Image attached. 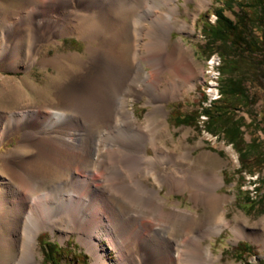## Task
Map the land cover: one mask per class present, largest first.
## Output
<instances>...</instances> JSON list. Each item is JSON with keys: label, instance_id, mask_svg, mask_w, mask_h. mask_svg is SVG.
Wrapping results in <instances>:
<instances>
[{"label": "bare ground", "instance_id": "obj_1", "mask_svg": "<svg viewBox=\"0 0 264 264\" xmlns=\"http://www.w3.org/2000/svg\"><path fill=\"white\" fill-rule=\"evenodd\" d=\"M145 1L131 0L129 6L122 0H8L0 4V70L28 72L36 64L56 73L50 97L40 105L24 99L23 82L6 80L12 88L0 95V145L19 136L13 148L0 153V172L7 184L0 185V264H39L37 237L44 229L62 231L64 237L77 233L91 255V264H185L187 256L195 258L193 264H212L219 257L203 243L225 228L235 234V241L249 239L264 250V221L245 233L243 222L234 228L225 219L226 197L216 193L224 180L209 171V153L197 159L189 150L175 155L159 141L167 138L169 130L164 103L194 88L190 84L193 60L183 44L170 41L172 30L192 31V26L180 17V0H161L162 12L149 20L165 21L163 36L153 41L152 27L141 33V21L147 18L141 12ZM182 1L191 16L189 3L200 11L211 0ZM6 8L10 10L3 11ZM110 19H114L112 41L106 34ZM70 36L86 42L82 53L45 56V48ZM142 62L151 68L150 74ZM151 82L163 87V97L146 119L149 123L156 120V129L146 136L143 146L130 150L134 158L128 166L140 176L136 191L121 177L107 182L106 167L98 158L102 152L98 139L113 122L118 104L127 124L139 130L129 102L144 97L153 104ZM207 94L209 103L220 98L215 86ZM162 163L172 170H159L167 194L186 192L202 213L176 207L165 210L155 186L143 177V168L152 166L158 172ZM150 177L157 183L155 174ZM64 180L73 184L69 192L50 191ZM202 188H207L206 196L198 194ZM139 238L145 241L135 247ZM102 240L115 253L114 262L104 258Z\"/></svg>", "mask_w": 264, "mask_h": 264}, {"label": "rangeland", "instance_id": "obj_2", "mask_svg": "<svg viewBox=\"0 0 264 264\" xmlns=\"http://www.w3.org/2000/svg\"><path fill=\"white\" fill-rule=\"evenodd\" d=\"M4 1V3H2ZM9 3L8 0H1L0 4ZM129 6L131 0H122ZM221 0H211L210 3L200 11L194 9V4L189 3L187 5L188 11L191 14L189 16L185 13V7L183 1L180 0L181 19L187 21L192 26V31H180L174 29L170 34L171 43H181L187 49V55L189 54L193 60L192 72L193 79L190 82L194 88L190 87L188 91L183 92L178 98L172 99L164 103V109L167 112L166 124L169 128L166 136L167 138L159 139L160 143H164L165 147L174 151L175 155L183 153L189 150L192 153L194 159L203 153H209V171L211 173H219L223 178V184L216 188L218 195L226 197L222 207L225 214V219L229 222L230 226L238 228L243 222L245 227V233L249 231L251 227H258L264 221V184L261 179L264 173L263 167L256 164V159H251L247 165V171L241 169L239 163V155L221 133L209 134L204 130L203 124L207 118L203 115H199L194 125L181 124V119L184 116L196 114L201 110V107L209 108V100L207 92L211 86H215L218 90V79H213L216 75L219 76L217 70V63L220 58L217 54H213L210 57H205L202 53V46L205 42V36L201 32L202 22L207 21L211 24L215 21V15L213 10L221 7ZM142 15L147 17L145 21H141V33L147 29H151V38L153 41H159L162 34V26L165 25V21L155 22L154 18H149L154 15L156 16L161 9V0H146L142 5ZM0 5V11H1ZM10 8V7H9ZM6 8L3 11H9ZM236 10V9H235ZM224 14L234 19L233 14L230 11H225ZM193 15V17H192ZM148 19V20H147ZM146 21L149 24L146 26ZM113 22V23H112ZM106 34L108 38H113L114 19L109 20ZM161 31V32H160ZM109 34V35H108ZM256 35H260L255 32ZM149 35V36H150ZM147 35L144 37V41H147ZM86 48V42L76 38L75 36L63 37L59 39V44L49 45L45 48V56H51L56 53H82ZM44 55V54H43ZM41 56L38 57L40 59ZM214 62V63H213ZM212 63L214 65L212 72ZM143 69L149 73L151 68L147 67L143 62L141 63ZM220 64V63H219ZM150 74V73H149ZM56 73L52 69L40 68L36 64L28 72H5L0 70V95L5 90H11L12 86L6 80H14L19 83L23 82L24 86V99L33 103L34 105H40L50 97L51 81L55 77ZM219 78V77H218ZM4 81V82H3ZM4 83V86H2ZM154 88V94L156 100L153 104H149L148 101L143 97L141 99H135L129 102V109L133 111V116L136 119V126L139 130L131 128L125 121V116L121 110L120 105L116 107L113 122L102 131L99 137V146L102 148V152L98 155L100 163L105 166V178L107 182H112L115 179L121 177L129 187H134L139 183L140 176L134 173V169L129 167L128 164L131 159L134 158L132 150L134 147L140 145L143 146L146 143V136H151L150 132H153L154 126H156V120L152 123L146 121L147 117H151L153 112L158 109L161 105V98L163 97V87L160 84H154L151 82ZM259 93L262 91L258 90ZM162 95V97H160ZM218 98L217 100H219ZM216 101V100H215ZM3 98H0V105H2ZM10 101L9 106H12L13 102ZM214 102V101H213ZM212 102V103H213ZM233 109L231 115L234 116L240 123V131L242 133L244 146L248 147L251 141L255 142L257 147L255 148L254 156L257 153H264V103L259 101L256 104H251L246 107L237 106ZM158 132V131H157ZM213 132V131H212ZM215 132H222V130H216ZM19 136L14 135L7 138L0 145V153L13 148L17 144ZM147 154L152 155L150 148H147ZM160 168L167 170L169 173L171 168H166V165L162 163V167L159 166L158 172L155 167L149 166L145 169L143 177H147L149 182L152 183L158 194L164 200L165 210L171 207H176L181 210L202 213V208H194L193 202L189 195L185 192L183 194L168 193V189L164 184ZM175 172V171H174ZM172 173V172H171ZM150 174H155L157 183L153 181ZM175 174L180 177L182 174L179 169L176 170ZM5 176L0 172V185L5 184ZM66 180L54 184L50 191L52 193L69 192L68 190L73 184H70ZM136 190V189H135ZM67 191V192H61ZM137 191V190H136ZM49 192V190L47 191ZM51 193V194H52ZM209 192L207 188L198 190V194L207 195ZM246 196L250 197L253 202V208H250V203L245 202ZM46 216V213L44 214ZM37 223V221L34 219ZM31 225L33 221L28 220ZM241 227V226H240ZM235 234L230 229L225 228L219 235L212 236L211 239L205 240L204 246H209L210 250L219 259L212 264H264V250H262L261 244L254 243L249 239L234 240ZM145 241L141 238L136 239L135 247L138 244ZM38 246L36 248L37 260L39 264H43V242L57 243L63 249H68L74 257L73 263L71 264H91V255L88 253L86 247L81 244L78 238V234L75 232H69L65 237L62 231L55 230L52 232L50 229H44L39 232L37 237ZM246 242L249 245L248 251L241 255V259L238 257L240 253V243ZM99 246L103 248L104 258L108 262H114L116 260L115 253L110 250L106 245V241L102 240ZM79 254V255H77ZM195 258L192 256L185 257V264H193ZM64 262V260H63Z\"/></svg>", "mask_w": 264, "mask_h": 264}, {"label": "trees", "instance_id": "obj_3", "mask_svg": "<svg viewBox=\"0 0 264 264\" xmlns=\"http://www.w3.org/2000/svg\"><path fill=\"white\" fill-rule=\"evenodd\" d=\"M220 3L222 6L213 10L214 23H201V32L205 36L202 53L207 58L213 54L220 58L217 66L220 99L212 101L209 108L201 107L196 114L184 116L180 121L184 125H194V118L205 116L204 130L209 134L221 133L232 144L243 171H247L251 159H256V164L264 169V153L258 152L253 157L257 145L251 141L248 147L244 146L240 122L231 115L237 106L264 103V0H221ZM225 11H230L234 19L227 17ZM217 129L222 132H215ZM261 180L264 181V173ZM245 202L253 208L249 196ZM42 245L43 264H71L77 257L68 249L62 250L57 243L43 242ZM240 247L238 257L241 259L249 245L241 242Z\"/></svg>", "mask_w": 264, "mask_h": 264}]
</instances>
